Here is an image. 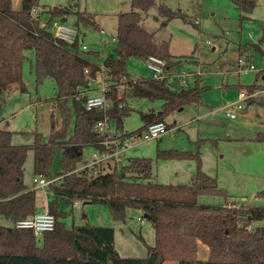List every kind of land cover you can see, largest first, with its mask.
<instances>
[{"label":"trees","instance_id":"trees-1","mask_svg":"<svg viewBox=\"0 0 264 264\" xmlns=\"http://www.w3.org/2000/svg\"><path fill=\"white\" fill-rule=\"evenodd\" d=\"M156 1L131 0V10L118 14L114 53L106 56L103 64L109 69L112 82H120L126 77L128 89L119 97L116 85H113V92L109 94L112 105L106 110L89 111L85 107L87 96L80 92L93 86L91 79L96 76L100 64L88 59L80 48L85 34L82 28H100L96 16L87 10L74 12L69 7L56 6L48 9L50 17L46 26L41 27L40 15L34 14L40 0H21L18 9L13 7L12 0H0V109L2 96L13 86L27 91L22 76L23 63L26 51L33 50L37 82L50 77L57 83L55 106L60 114V121L59 118L55 121L52 115L48 141L43 142L40 133L36 135L35 173L49 175L56 148L64 149L62 180L51 188L54 199L48 205V210L56 217V226L40 239L31 229L14 226L17 221L37 213L36 190L24 182L29 146L13 144L12 131L0 128V216L11 222V226L0 223V264H164L166 261L177 264H264V206L238 207L229 204L230 201L200 203L201 195L228 198L225 190L219 188L218 179L203 170L200 151L158 152V158L162 159L196 161L190 185L154 181L152 160L148 157L129 158L119 173L116 169L103 172L105 169L100 167L97 173L87 168L79 169L80 149L102 146V137L95 129L98 121L114 118L123 136L132 133L123 130V119L132 110L127 101L129 97L164 101L157 114L142 115L147 125L164 121L168 114L187 105L199 104L203 92L209 88L198 75L193 87L182 90H173L165 79L155 77L130 81L135 79L127 68L131 57L159 56L168 63V75L190 61L189 56L172 55L168 41L158 39L155 33L141 25L143 13H147ZM230 1L246 13L253 12L258 5V0ZM73 13L80 35L71 49L54 37L52 21ZM160 14L168 20L183 17L181 11H173L166 4L160 5ZM93 53L100 56L98 51ZM86 68L89 73L85 72ZM255 88L257 85L248 90L252 92ZM247 101L264 104L262 98ZM73 114V133L69 135ZM254 140L264 142V133ZM259 195L264 197V190ZM60 199L72 204L80 200L103 204L115 221H125L128 208L141 209L154 226L155 244L148 246V255L144 258L121 257L115 245L114 227L86 223L68 228L59 220ZM254 221H263V225L250 228ZM41 240L42 244H39ZM200 242L209 247L207 260L197 255Z\"/></svg>","mask_w":264,"mask_h":264},{"label":"rangeland","instance_id":"rangeland-1","mask_svg":"<svg viewBox=\"0 0 264 264\" xmlns=\"http://www.w3.org/2000/svg\"><path fill=\"white\" fill-rule=\"evenodd\" d=\"M13 7H21V0H12ZM166 4L173 11H181L183 17L168 20L160 14V5ZM69 7L74 12L87 10L96 16L99 29L92 26L83 27V42L88 46L86 57L93 62L103 64L104 59L114 53L117 35L118 14L131 10V0H40L34 10L41 21H47L48 9ZM245 15V18L242 16ZM67 23L76 26L75 13L67 16ZM141 25L149 32L155 33L160 40L169 42V52L178 57L189 56V63L184 67L190 74L188 82L193 85L196 73L202 78L203 85L210 89L203 92L204 105H187L182 111L176 110L165 117L170 129L159 139L141 141L131 138V148L122 154V160L105 170L119 173L130 157H148L152 160L154 181L168 185H190L196 169L195 160L158 158L159 151H193L201 152L202 168L209 175L216 177L224 189L225 196L201 195L200 203L229 204L240 206H264V197L259 193L264 190V142L254 140L264 133V104L242 101L244 108L237 109L234 104L239 101L241 91L256 86L259 92L254 98L264 100V0H258L253 12L246 13L237 8L230 0H157L147 13H143ZM106 31L101 34L100 29ZM210 41V43H208ZM257 44V45H256ZM243 45V49H240ZM258 45L262 50L258 49ZM98 51L99 57L93 52ZM23 63V81L27 91L13 86L2 96L0 109V128L12 131V143L29 146L25 163V184L36 190L38 212L47 210L54 199L53 185L40 186L34 178L35 173L34 144L37 133L43 142L49 140L52 115L55 121L60 114L55 106L58 87L55 79L46 77L37 82L33 66L36 56L33 50L26 51ZM246 57L255 69H244L239 59ZM127 68L134 78L153 77L148 68L147 59L131 57ZM177 83V81H176ZM181 90L179 85L172 87ZM254 89V90H255ZM253 90V91H254ZM252 91V92H253ZM130 114L123 119V130L134 132L141 129L145 120L143 114L158 112L163 100L151 101L141 97H129ZM72 107V103H70ZM235 112L236 118H230L227 112ZM75 117L70 120L68 134L73 133ZM111 130H118L117 120L110 119ZM146 126V125H145ZM144 126V127H145ZM59 123H57V128ZM92 146H84L79 169L84 168L92 153ZM63 147H57L47 179L60 176L63 171ZM59 220L68 228L89 223L96 226L115 228V245L121 257H140L148 255V246L155 244V229L152 222L141 209L128 208L125 221L112 219L109 209L99 203H86L84 200L68 202L60 199ZM142 219V221H140ZM0 223L11 226V222L0 216ZM263 225V221H254L249 227ZM198 257L207 260L209 247L200 242ZM165 264H177L166 261ZM213 264V263H210Z\"/></svg>","mask_w":264,"mask_h":264},{"label":"built area","instance_id":"built-area-1","mask_svg":"<svg viewBox=\"0 0 264 264\" xmlns=\"http://www.w3.org/2000/svg\"><path fill=\"white\" fill-rule=\"evenodd\" d=\"M46 26V21L41 22V27ZM52 31L54 37L60 41L66 43V45L74 49V44L80 35V30L77 26H71L67 22H63L61 18L54 19L52 21ZM102 33L104 31L101 30ZM116 41L117 38H114ZM210 43V41H208ZM88 49L86 44H82L80 51L85 52ZM148 68L153 73V77L157 79H165L169 86H173L177 81L182 89L190 88L188 82L189 72L185 68L176 69L174 73L170 75L167 74V61L159 56L150 55L147 58ZM239 65L244 67V69H255L253 63H249L246 57H241L239 59ZM109 69L106 68L104 64H100L96 76L91 79V87L80 92L82 95H86L85 107L89 111L103 109L106 110L112 105V101L109 98V94L113 92V85H116V91L118 96L126 91V77L120 82H112L110 76L108 75ZM86 73H89V68L85 69ZM136 79L130 81L135 82ZM258 90L255 89L253 92L240 91L239 101L234 104L237 109H243L244 106L241 103L249 98H254L258 94ZM228 116L231 118H236L237 114L235 112H228ZM95 129L99 132L102 137L101 147L94 148L95 151L92 153L88 164L84 167L92 170L94 173L98 172L99 167L105 169V164L110 166V161L117 164V162L122 160V154L131 148V138H139L141 141H148L152 139H159L163 134L170 131L168 124L165 121H154L147 124L142 130H136L132 132L129 136H123L122 132L118 130H111L110 120L104 119L96 123ZM62 176H57L56 178L47 179L44 176L39 178H34V183L40 186L44 185H57L60 184ZM236 206V205H233ZM142 221V219H140ZM14 226L20 229H31L36 237H42L45 233L53 231L56 226V217L49 210L44 212L36 213L35 215L17 221Z\"/></svg>","mask_w":264,"mask_h":264},{"label":"crops","instance_id":"crops-1","mask_svg":"<svg viewBox=\"0 0 264 264\" xmlns=\"http://www.w3.org/2000/svg\"><path fill=\"white\" fill-rule=\"evenodd\" d=\"M101 30L104 31V33H102ZM101 30H100L101 34H105V33H106V31H105L103 28H102ZM84 35H85V34H84ZM114 38H116V36H113V40H114ZM114 41H115V40H114ZM83 43H84V42H83ZM256 45H257V44H256ZM259 47H260V46L258 45V49L262 50V49L259 48ZM240 49H241V50L243 49V45H240ZM262 51H263V50H262ZM262 55L264 56V51H263V54H262ZM183 67H184V66H183ZM181 68H182V67H181ZM178 69H180V68H177V70H178ZM198 74H199V73H196V75H198ZM196 77H197V76H195V79H196ZM262 77H264V75H263ZM132 78H134V77H132ZM135 79H136V78H135ZM263 80H264V79H263ZM194 81H195V80H194ZM194 81H193V85H190V87H193V86H194ZM174 85H177V84L174 83L173 86H174ZM173 86H172V87H173ZM206 86H207V85H206ZM170 87H171V86H170ZM172 87H171V88H172ZM207 87H209L208 89H210V86H207ZM233 87H239V88H240V91H241V89L244 87V85H242V84L240 83V84L233 85ZM172 89H173V88H172ZM208 89H207V90H208ZM173 90H174V89H173ZM181 90H182V88H181ZM202 98H203V94H202ZM193 105L200 106V105H204V103H203V101L201 100V102H200L199 104H193ZM184 108H185V107H184ZM184 108L180 109L179 111H182ZM161 110H162V109H161ZM161 110H159V111H161ZM159 111H158V112H159ZM158 112H151V113L157 114ZM228 112H230V111H228ZM228 112H227V115H228ZM229 117H230V116H229ZM230 118H231V117H230ZM164 120H165V119H164ZM144 126H145V124H144ZM80 151L82 152V151H83V148H81ZM130 158H131V157H130ZM195 171H196V169H195ZM194 173H195V172H194ZM192 176H193V175H192ZM77 202H78V201H77ZM87 203H88V202H87ZM48 205H49V204H48ZM47 210H48V207H47ZM37 213H40V212L37 211ZM112 219H113V218H112ZM39 238L41 239V237H39ZM39 244H42V240L39 241ZM164 264H165V263H164Z\"/></svg>","mask_w":264,"mask_h":264},{"label":"water","instance_id":"water-1","mask_svg":"<svg viewBox=\"0 0 264 264\" xmlns=\"http://www.w3.org/2000/svg\"><path fill=\"white\" fill-rule=\"evenodd\" d=\"M62 21H63V22H67V21H68V17H67V16H64V17L62 18ZM263 79H264V77H263ZM223 186H225V185L220 184V188L223 187ZM86 203H87V202H86ZM88 203H90V202H88ZM146 217H147V215H146Z\"/></svg>","mask_w":264,"mask_h":264}]
</instances>
